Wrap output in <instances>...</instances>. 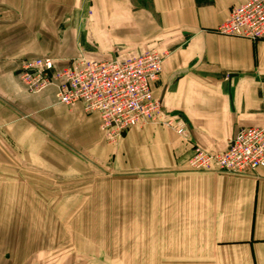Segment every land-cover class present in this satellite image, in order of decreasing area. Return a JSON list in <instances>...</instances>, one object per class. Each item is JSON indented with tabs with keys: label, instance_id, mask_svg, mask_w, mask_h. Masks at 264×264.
Listing matches in <instances>:
<instances>
[{
	"label": "crops",
	"instance_id": "1",
	"mask_svg": "<svg viewBox=\"0 0 264 264\" xmlns=\"http://www.w3.org/2000/svg\"><path fill=\"white\" fill-rule=\"evenodd\" d=\"M246 1L0 0V128L23 148L30 168L44 161L50 173L81 175L96 166L114 174L103 186H141L160 256L264 264V168L231 173L189 166L194 146L219 152L241 127L264 126V38L217 30ZM80 47L95 60L165 52L154 94L165 115L185 125L189 140L146 124L113 145L99 113L82 102L62 104L54 85L31 93L20 81L23 58L49 56L61 69Z\"/></svg>",
	"mask_w": 264,
	"mask_h": 264
},
{
	"label": "rangeland",
	"instance_id": "2",
	"mask_svg": "<svg viewBox=\"0 0 264 264\" xmlns=\"http://www.w3.org/2000/svg\"><path fill=\"white\" fill-rule=\"evenodd\" d=\"M81 55L88 57L83 47L74 58ZM0 129V264H189L187 256L157 253L141 186H103L114 174L96 166L81 175L50 173L44 161L30 168Z\"/></svg>",
	"mask_w": 264,
	"mask_h": 264
},
{
	"label": "built area",
	"instance_id": "3",
	"mask_svg": "<svg viewBox=\"0 0 264 264\" xmlns=\"http://www.w3.org/2000/svg\"><path fill=\"white\" fill-rule=\"evenodd\" d=\"M218 32L258 40L264 38V0L234 5ZM166 53L145 51L124 60H95L81 55L57 69L52 57L26 59L18 76L26 89L37 93L54 85L59 101L69 108L84 103L97 112L111 143H117L131 128L151 123L174 129L189 140L185 125L167 117L153 85L159 79ZM189 165L195 171L253 172L264 168V126L241 127L228 148L213 152L194 146Z\"/></svg>",
	"mask_w": 264,
	"mask_h": 264
}]
</instances>
